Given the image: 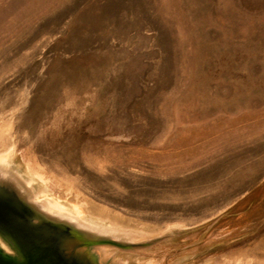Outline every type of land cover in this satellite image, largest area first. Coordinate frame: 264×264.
Returning <instances> with one entry per match:
<instances>
[{
	"label": "rangeland",
	"instance_id": "rangeland-1",
	"mask_svg": "<svg viewBox=\"0 0 264 264\" xmlns=\"http://www.w3.org/2000/svg\"><path fill=\"white\" fill-rule=\"evenodd\" d=\"M8 122L59 196L186 225L132 262L264 264V0H0Z\"/></svg>",
	"mask_w": 264,
	"mask_h": 264
},
{
	"label": "water",
	"instance_id": "water-1",
	"mask_svg": "<svg viewBox=\"0 0 264 264\" xmlns=\"http://www.w3.org/2000/svg\"><path fill=\"white\" fill-rule=\"evenodd\" d=\"M168 233L133 239L56 210L38 197L22 167L0 162V264H145L138 252Z\"/></svg>",
	"mask_w": 264,
	"mask_h": 264
},
{
	"label": "bare ground",
	"instance_id": "bare-ground-1",
	"mask_svg": "<svg viewBox=\"0 0 264 264\" xmlns=\"http://www.w3.org/2000/svg\"><path fill=\"white\" fill-rule=\"evenodd\" d=\"M11 127L12 125L10 122L6 123V125L4 126H1L0 135L9 133V131L11 130ZM14 145H15V140L12 139V135L7 142L0 143V162L2 161H9V162L13 161L14 162V159H13L15 156ZM18 159L23 163L22 164L23 175L25 176L28 184H30V186L36 190L38 197L47 199L50 207L56 210L66 211L68 213H71L77 216L78 218L82 219L83 221L97 225L99 227H104L114 232H120L121 234L129 235L133 239H136V240L154 237L160 233H163L171 229H175V228L183 229L186 227V225L182 224L181 222H178V223L175 222V223L164 224L163 227L160 228L159 230H152L150 228V230H152L150 231L145 228V224H140L138 226H133V227L124 225L121 221L115 219L114 217H111L108 214V210L106 208L107 206L105 207L100 204L101 206H98V207L97 206L89 207L87 201H83V200L74 201L67 197L59 196L52 189V185L57 184L58 182H54L50 174L47 175L40 168V166L34 164L31 160L24 158L21 154L19 155ZM62 189H65V188H62ZM67 190H70L69 186H67ZM84 208L85 210H83ZM241 263L242 262L240 260L236 262V264H241Z\"/></svg>",
	"mask_w": 264,
	"mask_h": 264
}]
</instances>
